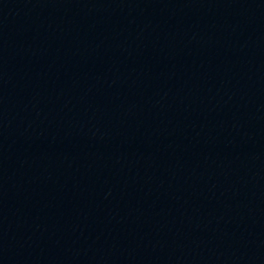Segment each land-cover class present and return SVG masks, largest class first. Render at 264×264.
<instances>
[{"label": "water", "instance_id": "1", "mask_svg": "<svg viewBox=\"0 0 264 264\" xmlns=\"http://www.w3.org/2000/svg\"><path fill=\"white\" fill-rule=\"evenodd\" d=\"M0 264H264V0H0Z\"/></svg>", "mask_w": 264, "mask_h": 264}]
</instances>
